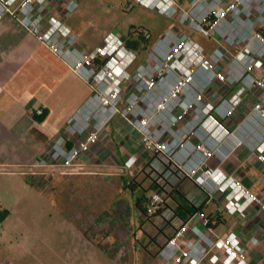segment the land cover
Returning <instances> with one entry per match:
<instances>
[{
	"label": "built area",
	"instance_id": "1",
	"mask_svg": "<svg viewBox=\"0 0 264 264\" xmlns=\"http://www.w3.org/2000/svg\"><path fill=\"white\" fill-rule=\"evenodd\" d=\"M48 1L0 0V20L9 15L19 21L82 77L93 95L68 120L67 136H58L23 174H89L98 160L94 149L112 148L108 127L121 117L143 140L121 171L133 176L140 162L159 160L208 198L222 194L228 215L245 219L256 209L264 221L262 198L210 165L214 158L224 163L242 145L264 165V0H188V6L175 0H132L215 43L208 50L192 32L168 30L141 64L127 40L115 33L92 51L79 46L71 29L48 15ZM80 1L64 0L63 17H70ZM143 37L152 39L148 31ZM163 202L154 194L149 215H156ZM197 218L203 228L193 232ZM160 256L166 264H202L207 258L214 264H248L237 236L216 233L203 213L176 227Z\"/></svg>",
	"mask_w": 264,
	"mask_h": 264
},
{
	"label": "rangeland",
	"instance_id": "2",
	"mask_svg": "<svg viewBox=\"0 0 264 264\" xmlns=\"http://www.w3.org/2000/svg\"><path fill=\"white\" fill-rule=\"evenodd\" d=\"M175 1L188 6V0ZM70 24L77 44L89 47L110 33L139 41L136 32H150L146 49L136 52L139 64L168 30L192 32L208 50L215 47L203 34L180 27L175 20L132 0H81ZM128 87L126 92H130ZM126 128L136 139L135 145L141 146L140 135ZM135 150L137 146L125 151L124 157ZM153 168L157 173L147 164L135 166L133 176L119 170L109 176L47 174L33 178L6 173L12 169L0 167V264H165L160 251L178 226L171 210L178 209L177 202L184 203L173 189L188 197L196 190L191 182H180L170 174L163 162L154 161ZM132 181L146 191L149 201L154 194L161 195L164 202L154 217H143L136 208V195L127 189ZM214 205L211 201L208 214ZM5 212L8 215L1 219ZM220 230L218 234L223 235L224 228Z\"/></svg>",
	"mask_w": 264,
	"mask_h": 264
},
{
	"label": "crops",
	"instance_id": "3",
	"mask_svg": "<svg viewBox=\"0 0 264 264\" xmlns=\"http://www.w3.org/2000/svg\"><path fill=\"white\" fill-rule=\"evenodd\" d=\"M180 1L183 3V0ZM63 4L64 0H49L46 3L48 15L61 20L76 36L75 29L70 24L72 15L68 18L62 15ZM104 40H100L94 47L83 46L79 42L78 45L92 51L102 45ZM92 95L89 84L19 21L9 15L0 20V167L12 169L4 172L38 178L36 176L39 175H26L23 171L49 149L58 136H67L68 120L83 108ZM39 109L44 110L43 116L37 115ZM127 125L134 131V135H139L125 120L115 118L108 127L112 148L104 144L95 148L94 154L98 160L89 166L90 173L84 176L116 173L122 170L130 155L141 149L142 145H135L136 139L128 132ZM192 141L196 143V139ZM136 146L137 150L125 158L124 152ZM140 165L147 163L140 162L137 166ZM210 165L220 166L264 201V165L246 146L238 147L224 163L220 164L214 158ZM167 171L180 182H191L190 186L196 192L191 197H186L196 205L204 204L202 213L206 217L220 215L223 218L224 224L217 226L214 231L218 233L223 227V235L234 233L246 249L248 264H264V221L256 209L245 219L228 215L222 194H217L212 199L206 198L193 181L181 177L171 169ZM211 201L215 205L212 213L208 214L206 211ZM190 217L187 216V220ZM175 219L178 226L183 223L176 216ZM201 228L203 223L197 218L191 231ZM254 236L257 239L253 243L251 240ZM207 264L214 263L208 258ZM216 264L225 263L221 261Z\"/></svg>",
	"mask_w": 264,
	"mask_h": 264
},
{
	"label": "trees",
	"instance_id": "4",
	"mask_svg": "<svg viewBox=\"0 0 264 264\" xmlns=\"http://www.w3.org/2000/svg\"><path fill=\"white\" fill-rule=\"evenodd\" d=\"M136 34L138 36H140V40L139 41H135V40L128 39L127 47L132 49V50H134V51H136V52H138L140 50L143 51V50L146 49L148 41H146L144 39L143 33H140L138 31V32H136ZM163 164L165 165L166 170H170L169 165L165 164L164 162H163ZM148 165H149V167L151 169H153V171L155 173H157V171L152 167L151 164H148ZM161 179L164 180L165 182L168 181V179H165L163 177H161ZM158 186L161 187L160 184ZM171 186L174 188V185L171 184ZM127 189H129L134 195H136L135 196V198H136V200H135L136 208L139 210L141 215L143 217H147V218L154 217L155 215L151 216L148 213V206L150 204V201L146 199V191L144 189H142V187L140 185H137L134 181L129 182L127 184ZM140 190H143L144 192L141 193ZM173 190L184 200V203L177 202L178 209L176 211L171 210L172 213L177 218H179L182 222H186L187 221V216H193L196 213H202V211L204 210V204H201L200 206H197L196 204L192 203L178 188H174ZM6 215H8V212H5L3 214V216L1 217V219H4L6 217ZM222 219L223 218L220 217V215H218V218H216L213 215L210 216L208 218V220H209L211 228L215 229L217 226H220V225L224 224V221Z\"/></svg>",
	"mask_w": 264,
	"mask_h": 264
}]
</instances>
